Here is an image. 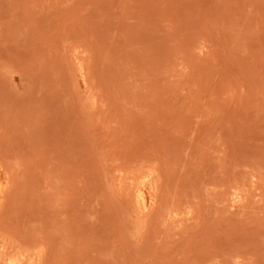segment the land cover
<instances>
[{
	"label": "rangeland",
	"instance_id": "rangeland-1",
	"mask_svg": "<svg viewBox=\"0 0 264 264\" xmlns=\"http://www.w3.org/2000/svg\"><path fill=\"white\" fill-rule=\"evenodd\" d=\"M0 169L7 264H264V0H0Z\"/></svg>",
	"mask_w": 264,
	"mask_h": 264
},
{
	"label": "bare ground",
	"instance_id": "bare-ground-1",
	"mask_svg": "<svg viewBox=\"0 0 264 264\" xmlns=\"http://www.w3.org/2000/svg\"><path fill=\"white\" fill-rule=\"evenodd\" d=\"M142 176V175H141ZM140 177V176H139ZM4 178V172L0 169V182ZM138 178V177H137ZM151 178V174L142 176L139 178L133 185V190L135 191V201L138 206H140L142 209H148L152 205L151 198H150V192L147 189V184L149 183ZM2 195V189L0 188V196ZM165 204V203H164ZM176 205V204H175ZM174 205V206H175ZM181 206V205H180ZM165 208V207H164ZM172 209V208H171ZM175 209V208H174ZM183 209V208H182ZM186 209V208H185ZM163 211V210H162ZM190 218V217H189ZM182 219V218H181ZM180 219V220H181ZM25 255V254H24ZM8 259V258H7ZM10 259V258H9ZM4 260V259H3ZM0 261V264H7L6 260ZM26 261L20 260L19 262L14 261L10 264H26ZM28 264V263H27Z\"/></svg>",
	"mask_w": 264,
	"mask_h": 264
}]
</instances>
